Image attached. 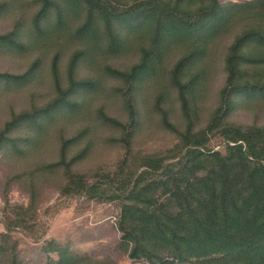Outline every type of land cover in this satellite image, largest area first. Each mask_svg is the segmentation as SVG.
I'll list each match as a JSON object with an SVG mask.
<instances>
[{
	"label": "trees",
	"instance_id": "16d2710c",
	"mask_svg": "<svg viewBox=\"0 0 264 264\" xmlns=\"http://www.w3.org/2000/svg\"><path fill=\"white\" fill-rule=\"evenodd\" d=\"M70 13L76 17L70 19ZM238 20L244 23L225 52L219 104L201 123L204 73L200 65L212 42ZM134 42L139 56L128 69L110 63L112 57L131 51ZM8 43L56 48L51 63L56 92L50 105L11 114L0 129V149L13 146L16 136L12 132L25 121L32 122L36 131L55 112L75 108L84 94L97 87L103 73L121 76L127 87V119L102 113L105 120L125 130L117 138L124 153L116 165L98 166L92 178L76 168L90 149L86 143L70 154V146L88 134L84 127V131L62 137L61 158L34 166L32 179L61 164L66 178L61 187L64 196L119 201L118 244L133 261L264 264V123L230 118L242 101L264 96V0H41L30 28L0 33V44ZM69 44L74 50L68 60L69 80L63 84L59 61ZM176 44H182L184 50L169 70V78L184 122L180 125L170 119L166 108L169 92L159 90L156 108L176 139L153 150L137 149L133 142L142 115L136 93L156 80L160 62ZM39 59L24 73L0 72V79H30ZM81 67H90L92 75L78 76ZM27 135L25 147L33 139ZM215 138L220 140L218 147L212 146ZM31 191L28 203L12 202L3 193V264H25L19 259L14 231L36 237L45 234L37 221L36 181H32ZM42 249L58 254L48 255L43 264H116L111 256L82 255L54 239H45Z\"/></svg>",
	"mask_w": 264,
	"mask_h": 264
},
{
	"label": "rangeland",
	"instance_id": "374dc122",
	"mask_svg": "<svg viewBox=\"0 0 264 264\" xmlns=\"http://www.w3.org/2000/svg\"><path fill=\"white\" fill-rule=\"evenodd\" d=\"M222 2L231 0H220ZM243 1V0H234ZM41 0H0V33L16 29L27 30L33 25V17ZM70 19L76 17L69 14ZM79 19L72 23L74 29ZM243 20L234 22L214 42L210 53L200 65L203 68V87L200 91L201 123H205L211 111L219 104L220 90L225 81L224 56L228 45L241 29ZM70 29V30H72ZM134 48L123 55L112 57L110 63L122 70L128 69L138 60L139 51ZM56 48L52 45L20 47L10 43L0 44V72L24 73L38 58L37 72L30 79L5 81L0 79V129L13 113L31 110L34 106L45 107L55 97V76L51 67ZM59 61V73L63 84L68 79V60L74 50L73 44L62 49ZM184 46L176 44L165 53L158 66L156 80L148 82L138 90L137 107L142 115V123L138 126L134 146L137 149L153 150L173 143L176 139L162 119L156 108L155 96L161 90L169 92L166 108L169 117L177 124L184 122L180 101L176 88L169 78V70L182 54ZM107 72V71H106ZM90 67L79 69L80 77L92 75ZM126 82L121 76L111 72L100 76L97 87L83 95L80 104L75 108L55 112L49 120H44L41 129H34L32 122L25 121L18 126L13 146L0 149V206L3 204L5 192L10 201L28 203L31 199L32 181H36L38 199L37 221L42 229H46L42 237L27 234L22 230L13 232L18 242L19 259L25 264H43L48 255L57 257V252L46 253L42 246L45 239H54L69 244L72 251L82 255L103 258L111 256L116 264H146L133 261L128 252L120 247L121 231L116 226L119 216V201H102L87 197L75 198L64 196L61 187L64 184L65 170L63 165L49 167L41 177L31 178V169L40 164L51 163L61 158V139L76 134L88 127L84 134L70 146V154L90 143V149L84 160L76 168L86 171L92 178L100 165L113 166L124 153V147L117 138L123 136L125 130L104 119L103 112L126 120L128 105L126 100ZM233 121L242 123H264V96H253L239 103L231 113ZM32 130L31 132H28ZM29 134L33 139L30 146H24ZM220 140L215 138L212 146L218 147ZM28 143V142H26ZM29 144V143H28ZM42 224V226H41ZM6 231L0 221V239ZM3 264V261H0ZM175 264H202L184 262ZM205 264V263H204Z\"/></svg>",
	"mask_w": 264,
	"mask_h": 264
}]
</instances>
